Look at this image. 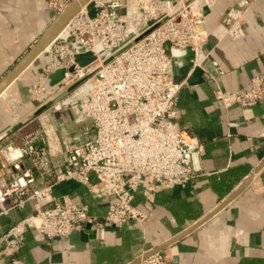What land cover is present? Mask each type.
Returning <instances> with one entry per match:
<instances>
[{
    "label": "built area",
    "instance_id": "2783aa9c",
    "mask_svg": "<svg viewBox=\"0 0 264 264\" xmlns=\"http://www.w3.org/2000/svg\"><path fill=\"white\" fill-rule=\"evenodd\" d=\"M72 1L50 0L49 4L62 11ZM255 1L239 0L229 9L215 32L218 40L241 36L243 20ZM91 2L100 8L95 16L83 6L66 29L70 40L81 43L83 52H92L96 59L80 66L79 50L54 43L46 52L49 63L43 79L58 69L66 70L64 78L53 88L38 82L29 92L46 94L45 105L82 83L32 119L19 121L22 125L14 132L18 137L10 143L0 142V217L28 205L33 209L3 235L6 264H21L19 253L30 231L54 239L86 224L95 228L102 224L90 214L86 202L75 201L69 194L56 195L58 184L86 185L94 199L108 202L104 220L115 227L130 221L144 227L153 214L158 187L185 188L203 173L204 144L178 122L179 97L187 80L174 76L164 46L167 41L196 52L194 66H200L215 83V98L226 108L249 109L264 102V73L253 76L248 89L235 91L225 90L218 80L224 69L204 48L210 36L205 9L215 0ZM199 53L203 54L200 61ZM66 109L73 114L75 131L61 132L50 116L52 111ZM259 135L264 137V131ZM141 189L143 207L135 203ZM138 264L174 263L156 252L142 256Z\"/></svg>",
    "mask_w": 264,
    "mask_h": 264
},
{
    "label": "crops",
    "instance_id": "0c3cea01",
    "mask_svg": "<svg viewBox=\"0 0 264 264\" xmlns=\"http://www.w3.org/2000/svg\"><path fill=\"white\" fill-rule=\"evenodd\" d=\"M239 0H215L206 8L210 33L205 52L217 60L224 73L218 75L227 91L248 89L253 76L264 73V0H256L243 20L236 39L218 40L215 32ZM50 0H0V81L29 52L51 24ZM45 50L0 96V142L18 137L19 121L27 122L44 106L48 96H34L29 89L43 79L49 63ZM199 84H186L179 97L178 122L181 128L204 144L203 173L187 187H158L153 214L144 227L128 222L115 227L104 220L107 201L92 197L86 185L67 181L55 187L56 195L69 194L84 201L90 214L102 224L83 232L76 240L48 239L35 231L27 233L19 253L21 264H133L140 257L161 252L174 264H264V102L249 109L226 108L214 95L215 83L204 75ZM182 78V76H178ZM50 85V84H49ZM53 88V86H51ZM15 105V107H13ZM50 116L61 132L75 131L69 109L52 111ZM18 118V119H17ZM63 162V158L60 159ZM1 163V161H0ZM0 164V173L2 172ZM246 187L205 222L180 234L209 215L247 178ZM95 180V176L92 175ZM135 203L143 207L142 189ZM33 211L32 205L0 217V264L4 233Z\"/></svg>",
    "mask_w": 264,
    "mask_h": 264
},
{
    "label": "water",
    "instance_id": "95a60500",
    "mask_svg": "<svg viewBox=\"0 0 264 264\" xmlns=\"http://www.w3.org/2000/svg\"><path fill=\"white\" fill-rule=\"evenodd\" d=\"M88 6L90 16H95L96 12L100 10V8H96L94 3L91 0H73L69 5H67L62 11H58L57 9H52L50 12V17L52 18L51 24L45 29V31L38 38L36 43L31 47L29 52L12 68V70L3 77L0 81V96L3 92L6 91L8 86L40 55L44 52V50L56 43L59 45H69L71 48L75 50H79L80 53L76 55L77 63L80 66H85L96 59L95 55L92 52H83V46L78 41H71V32L66 29L71 18L83 7ZM207 9H205V12ZM132 37V36H131ZM130 40L127 39L121 43V46ZM165 50L170 55L173 64V74L174 76H182L187 80V83L190 85H195L203 82L205 80L204 70L200 66H194L193 60L196 59V52L191 48L187 47L184 49L174 47L169 41L165 43ZM115 49L109 50L102 54L101 58H106ZM201 55H203L201 53ZM73 67L70 68L69 71H72ZM65 69H58L49 76V84L50 86H55L58 82H60L65 76ZM82 81L74 84L68 90L57 95L52 101L48 104H45L38 113L42 112L47 108L51 103H55L60 99L66 97L70 94L77 86H79ZM260 159H264V150L259 155ZM1 164V163H0ZM264 165V162L260 165L261 168ZM250 177L247 178L233 193H231L220 205L215 208L209 215H207L200 222L196 223L185 232L178 236L188 233L192 229L196 228L201 223L205 222L210 218L213 214L218 212L224 206H226L230 201H232L248 184ZM132 222V221H131ZM91 225L87 226L85 231L75 230L70 235V240H76L79 235H83V232H90ZM157 250L153 251L151 254L156 253ZM149 254V255H151ZM149 255L143 256L147 257ZM141 260V257L134 262L133 264H138Z\"/></svg>",
    "mask_w": 264,
    "mask_h": 264
},
{
    "label": "bare ground",
    "instance_id": "6f19581e",
    "mask_svg": "<svg viewBox=\"0 0 264 264\" xmlns=\"http://www.w3.org/2000/svg\"><path fill=\"white\" fill-rule=\"evenodd\" d=\"M45 50H49V46ZM202 58H203V55H201V53H199L198 54V60L200 61Z\"/></svg>",
    "mask_w": 264,
    "mask_h": 264
},
{
    "label": "rangeland",
    "instance_id": "374dc122",
    "mask_svg": "<svg viewBox=\"0 0 264 264\" xmlns=\"http://www.w3.org/2000/svg\"><path fill=\"white\" fill-rule=\"evenodd\" d=\"M40 96H43V95L41 94ZM40 96H38V97H40Z\"/></svg>",
    "mask_w": 264,
    "mask_h": 264
}]
</instances>
